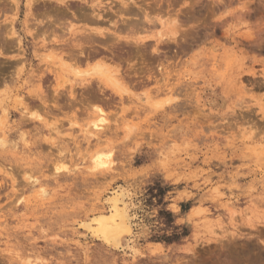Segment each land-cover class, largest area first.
<instances>
[{
    "label": "rangeland",
    "instance_id": "rangeland-1",
    "mask_svg": "<svg viewBox=\"0 0 264 264\" xmlns=\"http://www.w3.org/2000/svg\"><path fill=\"white\" fill-rule=\"evenodd\" d=\"M32 1L0 0V264H264V0ZM115 193L118 248L82 228Z\"/></svg>",
    "mask_w": 264,
    "mask_h": 264
},
{
    "label": "bare ground",
    "instance_id": "bare-ground-1",
    "mask_svg": "<svg viewBox=\"0 0 264 264\" xmlns=\"http://www.w3.org/2000/svg\"><path fill=\"white\" fill-rule=\"evenodd\" d=\"M35 1V0H34ZM34 1H32L33 2V4H34ZM36 1H39V0H36ZM53 1H55V2H57V3H60V4H63L64 3V1L65 0H53ZM112 1V0H111ZM120 1V0H119ZM131 1V3L129 2V0L128 1H121L120 2V7H121V9H119V10H117L116 12L114 11V13H116V15H117V13H119V15H117V16H119V17H127V16H129L130 17V19L127 17L126 19L128 20V23L132 26V27H134V28H136V29H139L141 26L143 27V24L144 23H150L151 22V19L148 17V14H145V20L143 21V20H138V16H137V14L135 13L134 14V12L135 11H133V10H135L136 8H134L133 9V7L136 5V3H134L132 0H130ZM41 2V1H40ZM45 2V1H44ZM44 2H42V3H44ZM47 2V1H46ZM68 2V1H67ZM35 3H37V2H35ZM48 3V2H47ZM46 3V4H47ZM51 3V2H50ZM115 3V6L117 5V4H119V3H117L116 4V2H114ZM32 4V5H33ZM110 4V3H109ZM31 5V6H32ZM36 5V4H35ZM56 6H57V4H56ZM66 6V5H65ZM70 6V5H69ZM114 6V5H113ZM119 6V5H118ZM60 7H61V5H60ZM68 7V6H67ZM82 7V6H81ZM85 7V6H84ZM109 7H111V6H109ZM119 7V8H120ZM137 7H139L138 5H137ZM62 8V7H61ZM69 9H70V7H68ZM101 8H102V6H101ZM58 9H59V7H58ZM57 9V10H58ZM82 9V8H81ZM106 9V8H105ZM109 9V8H108ZM118 9V8H117ZM55 10V9H54ZM53 10V11H54ZM56 10V11H57ZM60 10V9H59ZM66 11V9H64L63 8V11ZM112 10V9H111ZM110 10V11H111ZM141 9H138V11H140ZM143 10V9H142ZM61 12V10L59 11L60 13H61V15H60V17L62 16V13H63V16H64V13L66 14L67 12ZM68 11V10H67ZM85 11V10H84ZM88 11V10H87ZM93 11V10H92ZM109 11V10H108ZM107 11V12H108ZM136 11H137V9H136ZM58 12V13H59ZM89 12H91V11H89ZM107 12H101L100 10H96V12H95V9H94V11H93V13H92V15H90V17H89V14H85V16L83 15L84 14V12L82 13V15H79L78 14V16H81L82 17V19L84 20V21H89V22H92V23H94V25H99V27H100V24H101V22L103 21H106L107 19L105 18V16H104V14L105 13H107ZM140 12H145V11H140ZM139 12V13H140ZM45 13V12H44ZM44 13H41L42 14V16L45 18L46 17V14H44ZM87 13V12H86ZM57 14V12L56 13H54L53 12V16L55 17V18H57V16H55ZM110 14H112V13H110ZM34 15V14H33ZM68 15V14H67ZM66 15V16H67ZM72 15H74L75 16V14H72ZM106 15V14H105ZM113 15V14H112ZM53 16H51V17H53ZM131 16H133L134 18H136L137 17V22H136V20H131L132 18H131ZM136 16V17H135ZM47 17H49V15H47ZM46 17V18H47ZM143 17H144V15H143ZM148 17V18H147ZM63 18H65V17H63ZM73 18V17H72ZM57 19H59V17L57 18ZM66 19V18H65ZM81 19V18H80ZM112 19V18H111ZM126 19H122V21H121V23L123 22V20H125V22H126V24H127V21H126ZM141 19V18H140ZM108 20H110V19H108ZM107 20V21H108ZM47 21V22H46ZM46 21L43 23H41V24H44L43 26H45V29H47V31L49 30V31H51L52 33L54 32V31H57L56 30V27L54 26V24H52V22H49L47 19H46ZM51 21H53V20H51ZM56 21V20H55ZM55 21H54V23H55ZM81 21V20H80ZM120 21V20H119ZM129 21H132V22H134L135 21V23H138L139 21V23H138V26L136 25V26H134L133 24L134 23H130ZM78 22V21H77ZM109 22H111V21H109ZM144 22V23H143ZM57 23H58V26H60V25H62V24H60V23H62V22H58V20H57ZM91 23V24H92ZM100 23V24H99ZM106 23H108V22H106ZM120 23V24H121ZM119 24V25H120ZM125 24V25H126ZM129 24H127L126 26L129 28ZM139 24H141V26L139 25ZM123 23H122V25H120V26H125ZM146 24H144V26H145ZM43 26H42V28H43ZM51 26L55 29V30H52L51 29ZM57 26V25H56ZM113 26L114 27H118V23H117V20H116V22H114L113 21ZM113 26H111L110 27V29L112 28L113 29ZM125 26V27H126ZM131 26H130V28L129 29H131ZM140 26V27H139ZM176 26H178L177 24H176ZM62 27V26H61ZM61 27H59L60 29H61ZM65 27V26H64ZM139 27V28H138ZM141 27V28H142ZM34 28V27H33ZM38 28H40V27H38ZM140 28V29H141ZM178 28V27H177ZM36 29V28H35ZM59 29V30H60ZM62 29H63V27H62ZM62 29H61V31H62ZM98 29V27L97 28H93L92 30L93 31H96ZM116 29V30H115ZM114 30H115V32L118 30V28H115ZM143 29V28H142ZM145 29V28H144ZM91 30V31H92ZM60 31V32H61ZM92 31V32H93ZM100 31V30H99ZM9 32V31H8ZM50 32V33H51ZM68 32V31H67ZM112 32V31H111ZM51 33V34H52ZM63 33V32H62ZM89 33V32H88ZM95 33V32H94ZM84 34V33H83ZM90 34H92V33H89V35ZM42 35V34H41ZM93 35V34H92ZM92 35H90V36H92ZM98 35H99V37H102V36H104L105 37V35H104V33L102 32V31H100V32H98ZM106 35L108 36V34L106 33ZM111 35V34H110ZM109 35V36H110ZM10 36V35H9ZM86 36V35H85ZM88 36V35H87ZM105 37V38H111L112 36H108V37ZM47 37H48V35H47ZM89 37V36H88ZM83 38H84V36H83ZM91 38V37H90ZM90 38H87L86 37V39L88 40H90ZM103 38V37H102ZM85 40V39H84ZM87 40H85V41H87ZM88 40V41H89ZM96 40H98V39H96ZM102 40H104V39H102ZM106 40V39H105ZM87 41V42H88ZM90 41H92V38H91V40ZM95 40H93L92 41V43L94 42ZM101 41V40H100ZM176 41V40H175ZM6 42H8V41H6ZM98 42H99V40H98ZM104 42V41H103ZM177 42V41H176ZM92 43H90V44H92ZM137 44V43H136ZM145 44V43H144ZM92 45H94V44H92ZM1 46V45H0ZM90 48H92V47H90ZM89 49V48H88ZM92 52H95V55H96V52H98V50L97 51H95L94 49H93V51ZM91 52V53H92ZM89 53V52H88ZM101 53V52H100ZM90 54V53H89ZM88 54V55H89ZM92 54H94V53H92ZM98 54H99V52L97 53V56H98ZM91 55V54H90ZM94 55V56H95ZM100 55V54H99ZM93 55H91V57H92ZM106 58V57H105ZM103 59H104V57H103ZM100 60H102V58L101 59H99L98 61L100 62ZM107 60V59H106ZM104 61H105V59H104ZM18 62V61H17ZM102 62H103V60H102ZM99 63L98 65L96 64V66H93V67H91V69L92 70H94V71H96V73L98 74H101L102 75V73L103 72H105L106 71V67H105V64H103V63ZM105 63H107V61L105 62ZM108 65V64H107ZM90 69V70H91ZM93 71V72H94ZM87 72V71H86ZM106 73V72H105ZM91 74H93V73H91ZM95 74V73H94ZM104 74V73H103ZM105 75V74H104ZM106 76V75H105ZM106 78L107 79H111V76H106ZM119 84V83H118ZM91 86V85H90ZM101 88V87H100ZM93 106V105H92ZM94 107V106H93ZM100 107V106H99ZM91 111V110H90ZM93 111L95 112V113H97L96 115H98L99 114V116L101 115V113H102V111H101V109H99L98 107H94V109H93ZM103 123H104V119H103V117H98L96 120H94V121H92V122H90L89 123V126H87L88 128H87V134L89 135V138H91V137H94V136H96L98 133H100V131L102 130V129H104L103 128ZM106 124V123H105ZM86 129V128H85ZM84 134H85V132H84ZM99 135V134H98ZM85 136H87V135H85ZM87 138H88V136H87ZM98 141V140H97ZM1 142V141H0ZM2 144H3V142H2ZM104 156V154H99V155H97L96 156V158H95V163H96V166H98V167H103V166H105L106 164H107V162H105V161H103L102 160V157ZM32 180V179H31ZM118 192V191H117ZM45 193V192H44ZM122 197H123V194H121V193H115V194H113V196H111L109 199H108V201H107V206H108V212L107 213H105V214H100L99 213V215H96L94 218H92L91 220H88L89 222H84L83 224H82V228H84L86 231H88L93 237H95V238H97V239H99V240H101V242H103L104 244H106V245H108V246H111V247H113V248H118L119 246H120V242H121V238H122V236H124V235H130V232H131V224H130V221H131V217H130V215L128 214V211H127V209H126V207H125V204H124V202L122 201ZM125 199V198H124ZM106 202V201H105ZM106 210V211H107ZM91 218V217H90ZM79 225V224H78ZM123 240V239H122ZM122 247V246H121ZM117 250V249H116ZM120 251V250H119Z\"/></svg>",
    "mask_w": 264,
    "mask_h": 264
}]
</instances>
